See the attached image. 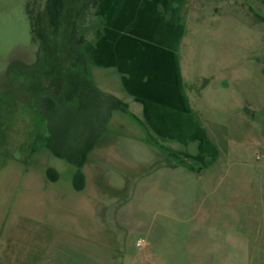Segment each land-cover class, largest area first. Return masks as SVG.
Instances as JSON below:
<instances>
[{
  "label": "rangeland",
  "instance_id": "rangeland-1",
  "mask_svg": "<svg viewBox=\"0 0 264 264\" xmlns=\"http://www.w3.org/2000/svg\"><path fill=\"white\" fill-rule=\"evenodd\" d=\"M44 1L0 0V245L12 234L39 260L50 251L69 261L100 252L115 264H264V0L166 1L190 106L186 134L115 112L82 192L76 168L46 146L32 80L6 74L14 60L34 62L26 8ZM101 26L90 6L84 50ZM40 88L55 91L54 80ZM99 129L81 119L70 143Z\"/></svg>",
  "mask_w": 264,
  "mask_h": 264
},
{
  "label": "crops",
  "instance_id": "crops-1",
  "mask_svg": "<svg viewBox=\"0 0 264 264\" xmlns=\"http://www.w3.org/2000/svg\"><path fill=\"white\" fill-rule=\"evenodd\" d=\"M166 1L96 0L97 12L102 19L101 36L85 52L94 85L127 111L123 115L135 121L141 114L147 124L176 126L186 134L190 106L177 48L170 38L171 28L166 15L161 12L163 8L168 11ZM98 144L94 145L82 168L84 188L76 192L87 187L85 169L96 155ZM96 157L100 160L102 155ZM13 238L11 234L10 242L0 245V264H115L103 259L104 254L100 252L79 254L77 260L69 261L63 260L61 254L51 256L48 251L46 259L39 260L37 249L22 245V240L14 245ZM198 252L210 251L201 249Z\"/></svg>",
  "mask_w": 264,
  "mask_h": 264
},
{
  "label": "trees",
  "instance_id": "trees-1",
  "mask_svg": "<svg viewBox=\"0 0 264 264\" xmlns=\"http://www.w3.org/2000/svg\"><path fill=\"white\" fill-rule=\"evenodd\" d=\"M90 6L96 8V0H45L42 10L28 4L31 40L38 47L36 57L32 64L14 60L6 72L14 82L32 80L28 86L31 102L45 116L50 132L46 146L54 157L76 168L73 185L77 191L84 188L82 168L112 113H127L117 101L102 93L90 76L83 47L86 39L80 31ZM100 36L98 30L95 38ZM42 78H52L55 91L40 88ZM81 119L85 127L88 120L93 119L100 129L88 135L79 134L77 143L72 144L70 134ZM47 177L56 181L58 174L48 169Z\"/></svg>",
  "mask_w": 264,
  "mask_h": 264
},
{
  "label": "built area",
  "instance_id": "built-area-1",
  "mask_svg": "<svg viewBox=\"0 0 264 264\" xmlns=\"http://www.w3.org/2000/svg\"><path fill=\"white\" fill-rule=\"evenodd\" d=\"M257 159H261V157L258 156ZM144 244H145L144 240H139V241L135 244V246H136L137 248H141V247L144 246Z\"/></svg>",
  "mask_w": 264,
  "mask_h": 264
}]
</instances>
